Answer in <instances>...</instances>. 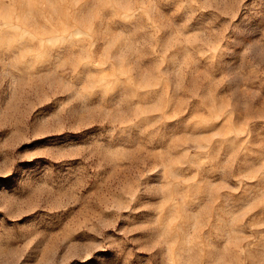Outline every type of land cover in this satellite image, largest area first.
Listing matches in <instances>:
<instances>
[{
	"label": "rangeland",
	"instance_id": "374dc122",
	"mask_svg": "<svg viewBox=\"0 0 264 264\" xmlns=\"http://www.w3.org/2000/svg\"><path fill=\"white\" fill-rule=\"evenodd\" d=\"M0 264H264V0H0Z\"/></svg>",
	"mask_w": 264,
	"mask_h": 264
}]
</instances>
